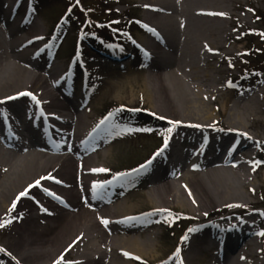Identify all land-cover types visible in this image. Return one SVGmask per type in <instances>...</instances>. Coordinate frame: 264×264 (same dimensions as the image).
Instances as JSON below:
<instances>
[{
	"label": "bare ground",
	"instance_id": "6f19581e",
	"mask_svg": "<svg viewBox=\"0 0 264 264\" xmlns=\"http://www.w3.org/2000/svg\"><path fill=\"white\" fill-rule=\"evenodd\" d=\"M122 1L117 15L137 8L140 35L130 51L146 70L132 76L128 51L103 58L123 72L119 95L130 86L174 122L168 146L131 177L147 175L152 209L178 206L199 216L185 264H264V213L254 200L264 189V79L239 95L246 85L232 74L248 54L238 45L254 30L241 31L238 12L254 7ZM32 10L26 0H0V264H147L157 232L142 235L154 224L143 223L129 195L120 200L109 185L112 175L98 171L113 147L99 140L96 107L50 55Z\"/></svg>",
	"mask_w": 264,
	"mask_h": 264
},
{
	"label": "rangeland",
	"instance_id": "374dc122",
	"mask_svg": "<svg viewBox=\"0 0 264 264\" xmlns=\"http://www.w3.org/2000/svg\"><path fill=\"white\" fill-rule=\"evenodd\" d=\"M240 1L244 7L252 5L256 10L255 13L252 11L253 9L238 12V15L246 23L245 28L241 29V31L244 32L246 28H254L253 32L248 35L247 41L243 39L238 45L240 48L246 47L248 54L234 61L240 68L232 69L233 78H235L233 79L234 82L242 80L244 73H250L247 79L243 81L246 89L239 93V95H243L247 91L254 89L258 82L264 79V0ZM26 3H33V16L43 24V28L47 32V41H45L44 45H49L51 50L54 35L57 31L59 32L55 36L57 38L58 46L56 48L58 51L52 50L50 55L56 56L55 60L65 66L68 69V73L71 72L73 74L71 79L73 86L83 92L86 85H88L86 97L91 105L96 107L97 113L94 118L99 124L96 126L99 131V140H105L103 143H106L107 148L113 147L103 166L104 170H106L105 173L109 174V176L112 175L108 181L109 185L115 187V193L120 200L129 195V203L137 204L135 212L142 211L136 214L143 217V223L150 221L154 224V227H144L142 235L144 237L150 232H157L155 236L157 252L155 257L146 259V262L148 261L147 264H181V262L185 264L183 256L186 250V242L196 228L193 223H189L191 219L199 221V216L178 206L162 211L152 209V204L148 198V189L144 188L145 182H148L147 175H141L138 178L135 176L131 177L155 161L159 153L152 162L148 163L146 167L140 168L139 171L131 172L128 175L117 174L119 170H129L149 159L154 150L162 143L161 137L163 136L152 128L153 124H147L138 118L136 120L130 117L126 118L125 113L135 112L137 115L147 119L146 113L153 112L169 122L166 128L171 131L170 140L174 132V124H172L174 122H170L155 109H152V105L143 94L139 96L135 94L133 97L130 86H127V92L119 95V89L123 87V82L126 79L122 75L123 72L111 68V62L104 60L102 55V53H107V51L111 50L128 51L131 55V43L136 42L138 35H140L136 29L139 17L137 8H130L127 11H130L128 14L117 15L115 14L117 10L126 8L122 0H26ZM82 7H85L88 11H85L86 9H82ZM68 14L69 16L65 20V16ZM259 15L262 16V20H259ZM108 20L112 22L110 23V28L107 26L99 27L100 24L98 25V23ZM61 23L63 26L59 28ZM95 33H98L97 35L99 36H95ZM118 36L123 39L120 43L116 41ZM85 37L92 44L84 43L82 39ZM245 58H248V65L245 64ZM130 60L133 62L131 66L132 76L141 78L146 68L140 53L133 52ZM247 67L250 70L254 69V71L248 70ZM115 106L120 107V111L113 117L118 115L121 117L115 121L113 119L104 121L108 112L107 109ZM102 122L105 123L104 125L102 124L103 126L101 125ZM167 129L165 134L168 133ZM256 183L257 185L261 184L258 180H256ZM139 184L142 187L140 190L136 188ZM254 200L259 203L257 210L264 213V189L259 191V195ZM165 212L170 214L181 213L191 219L182 217L176 227L170 229L168 222L171 218L166 220L162 217ZM241 212L247 213L248 211L244 210ZM140 223L139 220L135 222V224ZM185 229L186 231L184 232ZM182 233L183 235L179 237ZM170 255H172L171 261L165 262V257ZM67 262L68 259H65L63 264Z\"/></svg>",
	"mask_w": 264,
	"mask_h": 264
},
{
	"label": "trees",
	"instance_id": "16d2710c",
	"mask_svg": "<svg viewBox=\"0 0 264 264\" xmlns=\"http://www.w3.org/2000/svg\"><path fill=\"white\" fill-rule=\"evenodd\" d=\"M107 23V22H106ZM105 22H104V24H106ZM95 32V31H94ZM96 35L95 36H98L97 34L98 33H95ZM110 113H113V112H116L117 113V111H119V107L118 106H115V107H112V108H109V109H107ZM147 115H149V116H151L153 119H149V120H147L146 122H147V124H152V123H154V126H156L157 127V129H164L165 128V124H166V122L164 121V120H161V119H159V117H157L155 114H153V113H151V112H147L146 113ZM165 138H167V136L165 137ZM156 151H157V149L156 150H154V153H156ZM180 220V215H173L172 216V218L169 220V226H170V229H172L173 227H175V225L178 223V222H180L179 221ZM184 232H185V230H184Z\"/></svg>",
	"mask_w": 264,
	"mask_h": 264
},
{
	"label": "snow or ice",
	"instance_id": "6c2138e0",
	"mask_svg": "<svg viewBox=\"0 0 264 264\" xmlns=\"http://www.w3.org/2000/svg\"><path fill=\"white\" fill-rule=\"evenodd\" d=\"M103 123V122H102ZM167 146V141H165V147ZM149 163H150V161H149ZM143 167H146V165L145 166H143ZM98 171H105L104 169H99ZM137 171H139V169H137ZM95 187V186H94ZM21 196H24V195H26V193H21L20 194ZM13 209L15 208V204H13ZM106 223V222H105ZM4 225H2V224H0V227H3ZM191 231V230H190ZM185 239H187L186 237H185ZM181 264H182V262H181Z\"/></svg>",
	"mask_w": 264,
	"mask_h": 264
}]
</instances>
